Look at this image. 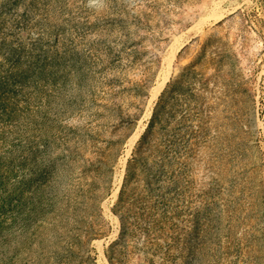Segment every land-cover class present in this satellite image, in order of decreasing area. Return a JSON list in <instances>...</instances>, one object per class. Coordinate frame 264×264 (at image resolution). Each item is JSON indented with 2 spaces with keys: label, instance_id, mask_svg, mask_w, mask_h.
I'll return each instance as SVG.
<instances>
[{
  "label": "rangeland",
  "instance_id": "obj_1",
  "mask_svg": "<svg viewBox=\"0 0 264 264\" xmlns=\"http://www.w3.org/2000/svg\"><path fill=\"white\" fill-rule=\"evenodd\" d=\"M0 264H264V0H0Z\"/></svg>",
  "mask_w": 264,
  "mask_h": 264
}]
</instances>
